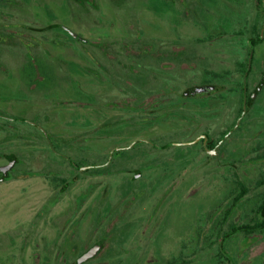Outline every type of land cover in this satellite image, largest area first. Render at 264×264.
I'll return each mask as SVG.
<instances>
[{"label": "flooded vegetation", "instance_id": "af4514ba", "mask_svg": "<svg viewBox=\"0 0 264 264\" xmlns=\"http://www.w3.org/2000/svg\"><path fill=\"white\" fill-rule=\"evenodd\" d=\"M98 2L0 0V151L3 152L0 184L33 176L47 179L53 191L41 205L39 213L41 220H46L70 184L90 174L116 172L122 175L119 181L121 190L107 202L110 197L108 194L100 211L106 222L112 220L113 214L117 222L90 224L83 229L80 219L75 216L84 210L85 203L96 188L88 184L84 191L74 196L71 210L62 223L56 220V223L51 224L27 223L1 229L0 236L8 235V238L0 244V264L112 263L114 252L109 248L112 245L110 241H118L125 233L143 227L130 222L128 218L130 211L139 203L138 200L144 199V189L149 184L158 182L159 178L164 179L166 172L171 178L172 190H179L181 182H185L184 189L188 187L189 190L191 183L189 166L185 165L187 169L180 174L179 169H171L176 163H180L175 159L159 161L162 165L158 162L139 165L143 160L133 151L140 148L146 152L162 154L167 147L187 145L195 148L194 150L203 151L208 157L219 158L217 165H220L222 149L232 146L233 139L243 129L245 120L249 121L253 117L251 108L264 88V64L260 71L252 66L256 45L254 39L261 42L264 34V0H254V7L258 4L263 15L257 33H251L252 28H247L248 57L234 64V75H239L240 78L235 79L231 74L229 79L224 80L225 76L222 74L220 81L202 79L200 83L189 85L179 94H176V85L172 80H175L176 69L182 67V63L193 70L212 64L219 67V52L214 53L213 57L200 50L201 45H204L203 37L193 39L195 44L190 45L186 41H177L173 31L175 13L202 20L206 13L204 3L201 0ZM80 3L88 5L90 15L85 17L81 14ZM261 3L263 4L259 5ZM163 17L167 18L169 30H172L167 32L169 37L166 39L159 36L158 20ZM117 21L118 31H113L112 27ZM144 24H151L155 31H144ZM81 26H87L89 30L96 29L102 37H85L80 33ZM233 33L243 34L239 31ZM224 34L223 31L219 33L221 36ZM64 55H87L89 63L83 66L74 60L66 61ZM9 57L15 63L10 64ZM222 66L226 64L223 63ZM81 69L88 73L90 79V99L82 106L92 110L94 115L101 112L100 108L106 107L119 112L108 121L105 120L109 117L103 119L99 124L90 117L87 129L80 132L82 141L88 143L79 142L75 138L67 140L49 126V121L53 124V121L61 118L59 113H63L62 105L66 102L79 110V99L74 92L79 89L77 74ZM159 71L167 72L168 78L172 80H161ZM69 78L70 81L67 80ZM98 83L102 85L98 86ZM17 87L35 95L31 101L33 119L27 114L15 113L13 104L16 98L13 96ZM114 88H118L119 96H113ZM98 89L104 93V98L97 95ZM64 90L68 95L73 91L70 99L64 96ZM191 101L200 105L202 111L187 107ZM75 103L78 105L75 106ZM180 107L185 113L195 116L186 129L189 135H194L191 139H171L172 141L156 144L150 138L135 137L128 144L111 147L104 159L95 156L94 147L89 142L93 140L96 131L137 135L143 116L158 121L174 114ZM51 115L55 118H50ZM73 125L77 124L73 122ZM248 125L246 128L249 130L250 123ZM16 136H30L31 143L23 146L28 153L41 151L39 170L21 166L20 157L14 150ZM13 158V165L8 166ZM157 175L159 176L156 177ZM114 199L116 200L112 203ZM95 246V254L81 261V255Z\"/></svg>", "mask_w": 264, "mask_h": 264}, {"label": "rangeland", "instance_id": "374dc122", "mask_svg": "<svg viewBox=\"0 0 264 264\" xmlns=\"http://www.w3.org/2000/svg\"><path fill=\"white\" fill-rule=\"evenodd\" d=\"M201 1L206 7L202 20L174 14V35L177 41L182 40L184 43L186 41L190 45L195 44L193 39L203 37L204 45H201L200 50H204L206 54H211L213 57L214 53L219 52L217 54L219 55V67L212 64L206 68L193 70L182 63V67L176 69L175 78H173L175 80L168 78L167 72L159 71L161 80L171 79L176 85V94L193 83H200L202 79L216 82L218 79L222 80L224 76V80L229 79L231 74L235 79L240 78L239 75H234L236 72L234 64L248 57L249 32L247 28L251 27L253 30L251 33H257L261 25L262 8L260 9L258 4L254 7V0ZM80 6L82 15L85 17L90 15V8L87 4L80 3ZM166 15L168 16V13H165ZM96 25L98 26L97 22ZM158 25L159 36L164 39L168 38L170 23L167 18L163 17L158 20ZM118 27L119 21L112 27L113 31ZM144 28V31L148 29L147 32L150 33L155 31L151 24H144ZM221 31L225 33L224 36L219 35ZM234 31L243 32V34H234ZM80 33L90 38L102 37L98 35L96 29L89 30L87 26H81ZM63 58L66 61L74 60L83 66L89 63L87 55H64ZM10 60V64L15 63L14 59L10 58ZM223 63L226 66L223 67ZM263 64L264 34L261 42L256 43L252 57V66L255 70L260 71ZM222 74H224L223 77ZM77 75L79 89L74 94L79 99V110L66 102L62 105L63 113H59L61 118H57L53 124L49 121V126L53 128V131L61 133V137L67 140L75 138L79 142L88 143V141H82L83 136L80 132L87 129V125L91 122L90 117L96 124H99L104 121L103 119L109 117L105 120L108 121L112 115L119 112L117 109L106 107L100 108L101 112H96L94 115L92 110L83 107L82 105L90 99L88 90L90 79L88 73L82 69ZM18 76L17 73L16 79ZM15 82L19 85L18 81ZM99 85L102 84L98 83ZM63 92L64 96L70 99L73 91L69 92V95L65 94V90ZM97 93L104 98V93L100 89ZM112 94L119 96L118 88H114ZM34 96L29 91L20 90L17 87L13 96L16 98L13 104L15 113L27 114L33 119L31 101ZM185 103H187L186 99ZM100 106L105 107L103 104ZM187 107L194 111L203 109L192 101L187 104ZM212 107L214 108L215 105ZM220 111L219 104V115ZM129 113L134 114L132 111ZM251 114L253 117L249 121L245 120L244 127L233 139L232 146L222 149L220 165H217L219 158L208 157L203 151L194 150L195 148H189L190 146L187 145L167 147L165 153L162 154L154 151L146 152L140 148L133 151L134 154L139 155L138 158L141 161L143 160L139 162V165L155 162L162 165L159 161L175 159L180 163H176V166L171 169H179L180 174L187 169L185 165L189 166L190 188L189 190L188 187L184 189L186 184L181 182L179 190H172L171 178L169 179L167 172L164 179L159 178L158 182L149 184L144 189V199L138 200L139 203L134 206L132 212L130 211L128 218L130 222L143 225V227L125 233L126 237L121 236L118 241H110L112 245L109 248L114 252L110 264H264V229H258L252 233H244L242 230L232 231L234 226L253 224L257 217L258 206L264 198V183H262L264 180V88L253 104ZM72 115L74 118H70ZM145 116H143L142 127L139 126L137 135L105 134L106 130L96 131L93 140L89 142L94 147L95 156L104 159L111 147L128 144L135 137L150 138L153 140L151 142L156 144L173 139L178 141L194 137V135H189L186 129L195 116L189 112L185 113L182 107L177 108L174 114L160 118L158 121ZM50 118L55 117L51 115ZM73 122L77 125L74 126ZM248 123H250L249 130L246 128L249 127ZM29 137L16 136L13 143L14 150L19 155L23 168L39 170L42 159L39 156L41 151L28 153L23 147L25 143L30 142ZM143 149L146 148L143 147ZM1 153L3 152L0 151V163H2ZM121 177L122 175L116 172L81 177L78 182L67 187L60 196L59 203L49 212L46 220H41L39 213L41 205L53 191L47 179L42 176H33L0 184V230L18 224H51L56 223V220L62 223L68 211L71 210L74 196L84 191L88 184L96 188L89 201L85 203L84 210L75 216L80 219L83 229L84 226L90 224L117 222L114 214L110 216L112 220L106 222L100 208L108 194L110 197L107 198V202L116 197V192H120ZM238 182L247 185L249 190L243 197L236 200L235 197L239 192ZM118 198L119 195L117 200ZM153 210H155L154 213L151 212ZM7 238L8 235L7 237L0 236V244L6 242Z\"/></svg>", "mask_w": 264, "mask_h": 264}, {"label": "trees", "instance_id": "16d2710c", "mask_svg": "<svg viewBox=\"0 0 264 264\" xmlns=\"http://www.w3.org/2000/svg\"><path fill=\"white\" fill-rule=\"evenodd\" d=\"M257 42H259V41H256L254 39V44H256ZM262 183H264V180L262 181ZM238 189H239V192L235 197L236 200H239L241 197H243L244 194L246 192H248V190H249V188H247V185H245L242 182H238ZM256 215H257V217H256V219H254L253 224L234 226V227H232V231L235 232V231L242 230L244 233H252L258 229H261V230L264 229V198L262 199L261 204L258 206V209L256 211Z\"/></svg>", "mask_w": 264, "mask_h": 264}, {"label": "water", "instance_id": "95a60500", "mask_svg": "<svg viewBox=\"0 0 264 264\" xmlns=\"http://www.w3.org/2000/svg\"><path fill=\"white\" fill-rule=\"evenodd\" d=\"M250 58H251V54H250ZM14 161H15V158L12 159V161L9 163L8 166H12ZM96 249H97V246L90 248L87 252H85L83 255H81L80 260L82 261V260H85L88 257L93 256L95 254V252H96Z\"/></svg>", "mask_w": 264, "mask_h": 264}]
</instances>
